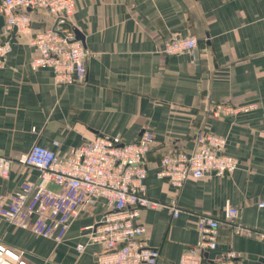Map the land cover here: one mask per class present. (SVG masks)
Segmentation results:
<instances>
[{
    "label": "crops",
    "instance_id": "obj_1",
    "mask_svg": "<svg viewBox=\"0 0 264 264\" xmlns=\"http://www.w3.org/2000/svg\"><path fill=\"white\" fill-rule=\"evenodd\" d=\"M33 16L40 27L53 21L48 13ZM72 22L91 51L84 79L72 84L58 86L52 70L33 69L28 35H13L0 68V152L17 160L40 143L64 155L99 134L134 141L150 129L155 143L147 193L181 208L177 217L166 206L141 210L143 238L160 249L156 264H178L198 239L199 214L223 222L212 256L233 248L244 264H264V239L237 234L225 219L226 208L234 206L238 221L264 232V207L258 206L264 200V0H76ZM187 35L198 39V62L193 52H161L165 41ZM251 103L254 109L234 116L213 114L217 104ZM201 132L226 136L225 151L240 167L189 178L176 191L157 177L160 160L171 149L192 150ZM39 173L14 162L9 177L0 176V194ZM104 210L102 199L83 210L62 241L0 218V239L34 264H98L93 252L99 245L79 251L77 244L85 242L82 227Z\"/></svg>",
    "mask_w": 264,
    "mask_h": 264
},
{
    "label": "built area",
    "instance_id": "obj_2",
    "mask_svg": "<svg viewBox=\"0 0 264 264\" xmlns=\"http://www.w3.org/2000/svg\"><path fill=\"white\" fill-rule=\"evenodd\" d=\"M75 8L76 0H0V13L4 16L0 68L6 65L12 51L13 35L27 34L35 49L30 62L33 69L52 70L58 86L83 80L91 51L72 22ZM35 12L50 14L52 23L35 27ZM197 45L195 36H179L165 41L161 52H193ZM255 107L254 103L217 104L213 114L234 116ZM227 142L224 135L201 132L192 150L171 149L163 154L157 177L166 179L179 191L189 178L233 173L240 167V160L225 151ZM154 143V133L145 129L134 141L99 134L64 155L40 143H34L17 160L0 152V176L4 178L9 177L16 161L40 171L37 180L23 181L18 190L0 194V218L62 241L72 221L102 199L105 210L99 219L82 227L85 242L78 243L77 249L83 251L87 245H99L101 250L93 252L98 264H156L160 249L149 246L143 238L146 226L138 221L141 210L166 206L177 217L181 208L157 201L147 193L148 157ZM258 206L264 207V200ZM238 217L239 208H226L225 219L237 234L264 239V232L242 224ZM222 223L215 216L199 214L198 239L182 252L178 264H244L242 252L233 248L218 256L211 255L218 245ZM0 264L34 263L24 250L0 239Z\"/></svg>",
    "mask_w": 264,
    "mask_h": 264
},
{
    "label": "water",
    "instance_id": "obj_3",
    "mask_svg": "<svg viewBox=\"0 0 264 264\" xmlns=\"http://www.w3.org/2000/svg\"><path fill=\"white\" fill-rule=\"evenodd\" d=\"M3 24H4V16L1 14V15H0V30H3ZM34 26H35V27H40V26H38L37 23H35ZM193 53H194V55H195L196 62H198V60H199V56H198V55H199V51H198V48H195V49L193 50Z\"/></svg>",
    "mask_w": 264,
    "mask_h": 264
}]
</instances>
